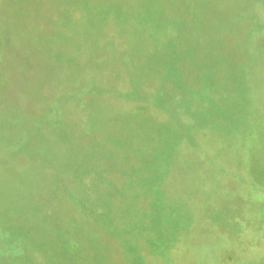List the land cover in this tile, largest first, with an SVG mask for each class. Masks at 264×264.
Here are the masks:
<instances>
[{"label":"rangeland","instance_id":"obj_1","mask_svg":"<svg viewBox=\"0 0 264 264\" xmlns=\"http://www.w3.org/2000/svg\"><path fill=\"white\" fill-rule=\"evenodd\" d=\"M176 1L0 0V264H264V86L240 73L264 63V0ZM217 19L225 49L209 56L219 47L209 43ZM144 28L162 45L188 41L208 55L196 70L180 53L186 87L173 62L144 84L152 127L110 122L99 132L86 100L80 114L74 103L60 105L55 73L75 77L71 56L87 55L74 47L89 37L134 44L148 73ZM24 130L40 140L28 155L20 144L9 148ZM90 136L113 143L114 154L90 158ZM46 149L54 164L76 157L79 181L21 185L28 157ZM177 171L193 175L179 184Z\"/></svg>","mask_w":264,"mask_h":264},{"label":"trees","instance_id":"obj_2","mask_svg":"<svg viewBox=\"0 0 264 264\" xmlns=\"http://www.w3.org/2000/svg\"><path fill=\"white\" fill-rule=\"evenodd\" d=\"M176 3L179 4L180 8L183 6L180 0H177ZM176 7H174L175 9ZM166 20L163 19L157 24V28L162 30V41L163 36H166ZM121 27L118 28L119 33H123V25L125 23L118 22ZM216 32L211 37L209 43L213 41L217 42L219 45L218 48L211 47L209 48V56L211 52L220 53L225 49L224 39H221L219 35V30L222 29V21L220 19L216 20ZM160 27V28H159ZM130 30L134 32V27L129 26ZM152 30L144 28L141 29L140 33L146 42H144V47L147 54L151 60L150 67L148 68V73H146L145 66L142 63L141 58H139V49L130 44L125 46L122 41L116 42L112 45L111 42H106L104 45L100 46L94 41H88L90 37L85 40L81 45H76L74 49L76 51L84 52L87 57L86 59L79 58L78 56H71V60L78 67V72L74 78H71L69 75H66L62 71H57L55 73V89L61 96L60 105L62 106L65 102L67 105L69 103L75 104V110L78 114L80 111V103L82 100H86L89 106L90 118L93 121L94 128L96 131H103L106 126H111L109 123H118L121 126L125 127L127 130L141 132L146 130L148 127H152L149 123V114L148 107L151 105V96L149 97V88L145 87L144 84H147L148 79H160L163 75V70L165 65L168 62H173L178 71V79L185 86V81L183 80L184 76V62L180 60V53H183L184 60L192 59L190 63H195L194 68H199L201 65L198 63L204 61L205 55L202 51H198L196 45L188 41L179 40V42L166 43L170 48L169 50L166 47V44L162 45L159 40V36L156 34L153 37ZM203 36L209 34V28L206 27L202 32ZM138 34V33H136ZM179 39V38H178ZM164 42V41H163ZM145 43L147 46H145ZM224 44V45H223ZM75 45V44H74ZM103 48V54H99V49ZM168 50V52H167ZM75 51V52H76ZM178 52V54H177ZM198 61V62H197ZM164 62V63H163ZM164 65H163V64ZM166 63V64H165ZM253 63V64H252ZM252 67H248V71L241 70V74H244V79L249 81L258 82L261 81V86L263 87L264 82L261 78H264V63L263 60H256L252 62ZM197 70V69H196ZM263 73V74H262ZM203 75V73H201ZM253 78V79H252ZM258 78V79H254ZM252 79V80H250ZM251 83V82H250ZM186 87V86H185ZM64 99V97H66ZM63 100V101H61ZM45 112L42 116L45 118ZM151 117V116H150ZM34 125L38 128L39 132L42 129L40 124V117L35 120ZM15 130L18 131L19 125H14ZM27 131L24 130V134H15V139L12 140L9 144V148H13L20 144L25 148L23 151L25 154H29L28 151H33V146H37L40 140L33 139L26 135ZM42 131L40 132V134ZM138 135V134H137ZM88 144H93L90 148V152L87 155L90 158H93L92 153L100 154L103 151H106L109 154H114L115 145L113 143H108L107 145L102 143V138L88 137ZM206 146L211 147L216 153L218 150L214 147L215 144L212 141H206ZM86 147L84 146V149ZM74 147L72 145L64 148L63 150L68 152H73ZM78 154V153H77ZM53 153L51 149H46L43 154L38 156H29L28 166L29 169H32L30 177L22 178L19 180L21 185L25 187H33L31 179H34V187L39 185L48 184L51 179L60 178L59 182H64V179H67L68 182L71 179H77L79 181L80 171L75 168L74 164H70L72 160L76 161V157L60 155L63 160H66L67 163L64 164H54L51 160ZM50 161L52 164L41 167L37 160ZM209 159L202 161L200 165H208ZM60 165H65L59 167ZM59 167V168H57ZM57 168V169H56ZM42 171V173L40 172ZM30 172V171H29ZM122 173V172H121ZM185 176L181 177V172H174L173 177L174 181L181 184L184 180L190 179L193 175V172L183 173ZM49 177V178H48ZM187 178V179H186ZM146 181H152V178L148 176H142V179ZM194 180V179H192ZM155 182H162L163 180L155 178ZM186 182V181H185ZM48 186L47 188H49ZM54 189L53 186H51ZM63 189V188H62ZM44 190V189H37Z\"/></svg>","mask_w":264,"mask_h":264}]
</instances>
